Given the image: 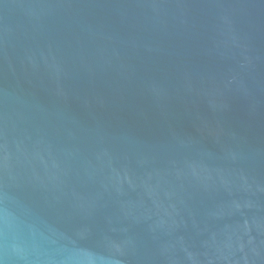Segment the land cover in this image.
I'll return each mask as SVG.
<instances>
[{
	"label": "water",
	"instance_id": "1",
	"mask_svg": "<svg viewBox=\"0 0 264 264\" xmlns=\"http://www.w3.org/2000/svg\"><path fill=\"white\" fill-rule=\"evenodd\" d=\"M0 264H264V0H0Z\"/></svg>",
	"mask_w": 264,
	"mask_h": 264
}]
</instances>
